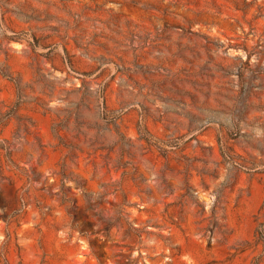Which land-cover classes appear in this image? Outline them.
I'll return each mask as SVG.
<instances>
[{"label":"rangeland","instance_id":"374dc122","mask_svg":"<svg viewBox=\"0 0 264 264\" xmlns=\"http://www.w3.org/2000/svg\"><path fill=\"white\" fill-rule=\"evenodd\" d=\"M0 264H264V0H0Z\"/></svg>","mask_w":264,"mask_h":264}]
</instances>
